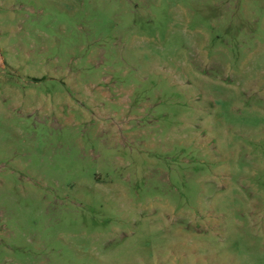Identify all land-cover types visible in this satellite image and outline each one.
Instances as JSON below:
<instances>
[{"label":"rangeland","instance_id":"1","mask_svg":"<svg viewBox=\"0 0 264 264\" xmlns=\"http://www.w3.org/2000/svg\"><path fill=\"white\" fill-rule=\"evenodd\" d=\"M0 264H264V0H0Z\"/></svg>","mask_w":264,"mask_h":264}]
</instances>
